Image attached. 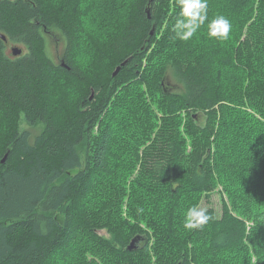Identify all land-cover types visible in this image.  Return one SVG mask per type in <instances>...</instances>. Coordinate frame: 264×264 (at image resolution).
Returning <instances> with one entry per match:
<instances>
[{
    "label": "trees",
    "instance_id": "obj_1",
    "mask_svg": "<svg viewBox=\"0 0 264 264\" xmlns=\"http://www.w3.org/2000/svg\"><path fill=\"white\" fill-rule=\"evenodd\" d=\"M177 6V20L183 19L180 0ZM170 8L171 0L0 1V30L7 37L0 38V264H241L232 251L254 238L237 212L234 190L242 202L249 197L264 219V126L224 117L216 131V107L236 89L217 85L215 67L224 81L237 73L230 69L237 44L251 70L247 95L263 106L264 51L258 47L264 11L243 50L238 25L227 40L209 37L206 28L193 41L175 34L177 50L165 45L167 60L160 57L162 66L150 68L154 90L176 106L172 112L207 115L204 125L187 131L190 153L175 129L146 133L148 141L135 145L140 168L130 192L111 165L116 133L106 113L125 72L141 69ZM106 10L117 12V24H108L113 14L104 19ZM89 15L103 20L88 23ZM47 35L64 43L58 63ZM14 46L23 52L14 55ZM169 67L183 92L168 91ZM97 125L101 134L93 142ZM216 172L224 174L229 202L222 201L221 212L202 208L207 222L184 236L177 229L185 211L180 198L189 190L211 192ZM262 227L264 232V222ZM137 237L138 247L130 250ZM256 257L240 256L247 264H264V239Z\"/></svg>",
    "mask_w": 264,
    "mask_h": 264
},
{
    "label": "rangeland",
    "instance_id": "obj_2",
    "mask_svg": "<svg viewBox=\"0 0 264 264\" xmlns=\"http://www.w3.org/2000/svg\"><path fill=\"white\" fill-rule=\"evenodd\" d=\"M177 4L178 0H171L169 14L159 28H156V38H153L152 43L150 44L151 49L146 54L141 69L137 71V74L135 72L137 69L125 72L129 77L126 75L123 76L122 81L125 82L121 86L120 92H116L112 100V106L106 113L107 118H111L113 121L114 132L116 133L115 143L112 147V149H114V157L111 158V165L114 171L115 169L118 171V173L116 171L115 173H117L122 179L127 180L128 192L132 191L131 186L134 183V180L138 179L137 177L140 168V161L136 159L137 149L135 145L139 142L148 141V138L145 135L146 133L150 135L157 131L158 134L160 131L161 134L163 130L175 129V131L180 134V137L182 139L183 137L186 138L187 143H189L187 148L184 147L186 153L189 154L192 150V142L187 131H189V128L194 124L204 125L207 118V115L202 111L193 110L192 112H189L181 109L177 112H172L176 106L169 101L168 97H166L162 91L154 90V81L149 77L150 74H148L150 68L155 64L159 67L162 66V61L159 60L160 57L167 60L163 51L165 45H172V48H170L171 51L177 50L176 48L178 45L175 38V25L177 22L176 13L177 8H179ZM106 11H108V14L104 19L110 18L113 14L112 19L108 21V24L114 21H116L117 24L119 20L117 12L114 10ZM129 11V9H126V14ZM262 11H264V0H258L255 2H252L251 0H207V19L188 40L193 41V39L199 38L200 34L202 35L206 28L208 30L207 25L212 19L223 15L230 20L231 30L238 25L239 31L237 32L238 34H236L238 35V39L241 36L240 46L243 45V50V48L248 45V32L252 27L254 20L258 18ZM87 17L88 16H86V21H88V23L93 19H97L98 21L103 20L102 16L96 17L95 15H89V18ZM121 20H123V18ZM233 24H235V26ZM47 39L49 53L54 61L58 63L57 57L59 53H62L64 43L60 41L58 45V40L53 39V36L51 35H47ZM235 41L237 43V39H235ZM235 45L234 65H232L233 67H230V69L233 71L237 70V73L234 72L231 75L230 80L224 81L220 67H215V80L217 85H227L236 89L235 96H232L228 101L221 102L220 105L216 107L218 110L216 131L221 127V121H223L224 117L228 118V120L230 118L235 120L244 119L245 123L259 122L260 125L264 126V104L261 106L262 103L250 100L251 97L247 95V89L251 82V70L246 66V61L248 60L245 62L242 60V56L237 52V44ZM258 48L264 51L263 39L259 41ZM9 51L11 50L9 49ZM176 55L177 54L174 56L176 57ZM262 59H264V56H262ZM144 70L146 71L144 72ZM166 74L168 91L170 93L183 92V85L174 75L173 70L170 67L167 69ZM143 79L148 80L147 84L140 83ZM242 87L244 88L243 90L241 89ZM165 115L169 116L172 120L170 122H165L163 120ZM23 123L24 126H26V123ZM133 127L135 128V131H133ZM153 127L155 128L154 130L152 129ZM100 134L101 129L100 126L97 125L93 134V142H95L97 135ZM214 134L215 132L211 136L212 140L214 139ZM122 144L124 145L122 146ZM145 148L146 146L141 147L140 152H143ZM122 153H124V155H121ZM214 177V189L211 192H203L200 194L196 193V191L189 190V193L186 196L180 198V201H183V210H185L183 219L185 218L187 209L191 206H198L200 209L208 208L210 206L216 208L220 207L221 212L222 201L226 200L229 202L224 187V174L216 172ZM94 194L95 192L93 195ZM244 195L242 196L243 200ZM234 196L237 200V212L246 219L249 232L253 236L254 241L248 239L243 247L233 250L232 255L236 256L235 259H239L241 264H247L245 258H240V256H248L249 259L253 261L257 258L256 248L262 246L264 239L262 227L264 219H262L263 216L257 218L256 213L258 212V206L255 204H248V202L251 201L249 197L246 199L248 202L245 203V200L244 202L241 201V191L238 188H235ZM123 203V210L125 211L127 203ZM142 210L144 209L142 208ZM133 216L134 215H132V219L134 220ZM177 229L180 230V233L184 236H186L187 230L190 231L189 229L184 228V226L180 228L177 227ZM100 233L104 234L105 231H101ZM80 244L81 239L77 241V248ZM226 255L228 258L232 257L231 253Z\"/></svg>",
    "mask_w": 264,
    "mask_h": 264
},
{
    "label": "clouds",
    "instance_id": "obj_3",
    "mask_svg": "<svg viewBox=\"0 0 264 264\" xmlns=\"http://www.w3.org/2000/svg\"><path fill=\"white\" fill-rule=\"evenodd\" d=\"M182 5L181 16L175 25L176 35L180 40L190 39L207 19V0H180ZM208 36L227 40L231 30V22L223 15L212 19L208 25ZM139 211H142L139 210ZM208 220L204 209L191 206L185 213L183 226L194 229Z\"/></svg>",
    "mask_w": 264,
    "mask_h": 264
},
{
    "label": "water",
    "instance_id": "obj_4",
    "mask_svg": "<svg viewBox=\"0 0 264 264\" xmlns=\"http://www.w3.org/2000/svg\"><path fill=\"white\" fill-rule=\"evenodd\" d=\"M0 1H2V0H0ZM0 38L3 39L4 41H7L6 35H4L1 32V30H0ZM12 50H13V54L14 55H20L23 52L22 48H20L19 46H14ZM127 62H128V60H126L125 62H123L121 65L124 66ZM62 66L68 68L67 65H65L64 62H62ZM119 70H120V67H117V70H115L114 75H117V73H118ZM7 156H8V154H6L4 156L3 161H2L3 163L6 161ZM139 242H140V238L139 237L132 239V241H131V243L129 245V249L130 250H133V249L137 248Z\"/></svg>",
    "mask_w": 264,
    "mask_h": 264
},
{
    "label": "bare ground",
    "instance_id": "obj_5",
    "mask_svg": "<svg viewBox=\"0 0 264 264\" xmlns=\"http://www.w3.org/2000/svg\"><path fill=\"white\" fill-rule=\"evenodd\" d=\"M125 62V61H124Z\"/></svg>",
    "mask_w": 264,
    "mask_h": 264
}]
</instances>
